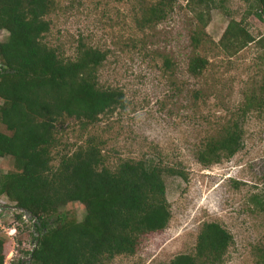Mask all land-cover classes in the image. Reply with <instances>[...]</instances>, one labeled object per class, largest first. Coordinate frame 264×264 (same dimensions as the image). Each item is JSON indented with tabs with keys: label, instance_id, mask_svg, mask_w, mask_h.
<instances>
[{
	"label": "trees",
	"instance_id": "obj_1",
	"mask_svg": "<svg viewBox=\"0 0 264 264\" xmlns=\"http://www.w3.org/2000/svg\"><path fill=\"white\" fill-rule=\"evenodd\" d=\"M180 1L195 13L190 36L194 56L188 67L193 77L209 69L208 54L222 49L237 55L256 42L244 20L232 19L219 43L208 33L213 10L230 15L232 0H158L140 18L143 28L164 22ZM240 1L249 6L248 15L264 18V0ZM55 10L56 0H0V31L8 33L0 41V123L6 128L0 131V158L12 159L15 167L0 176V199L7 198L16 218L34 229V248L17 264H112L134 257L145 238L169 228L173 215L164 176L189 177L179 165L146 159L120 160L111 168L104 142L96 137L81 145L63 144L60 127L67 121L83 130L96 126L103 117L126 109V94L101 86L107 52L81 41L71 59L51 45ZM259 45L264 48V38ZM171 63L166 59V66ZM257 67L262 75L248 82L240 112L197 149L203 167L222 164L244 149L247 118L264 111V68ZM75 203L87 211L80 222L62 211ZM260 205L264 209V201ZM234 244L225 227L207 223L195 250L167 264H226ZM11 254V244L0 236V264H9ZM253 255L255 264H264V248H256Z\"/></svg>",
	"mask_w": 264,
	"mask_h": 264
},
{
	"label": "rangeland",
	"instance_id": "obj_2",
	"mask_svg": "<svg viewBox=\"0 0 264 264\" xmlns=\"http://www.w3.org/2000/svg\"><path fill=\"white\" fill-rule=\"evenodd\" d=\"M157 1L56 0L50 17L51 45L59 46L64 57L71 59L76 58L81 41L107 52L100 69L101 86L126 94V109L103 117L96 126L83 130L80 124L67 121L60 127L61 141L81 145L91 137L101 139L111 168L120 160L146 159L179 165L188 174V181L164 176L173 215L169 228L145 238L134 257H121L112 264H167L180 254L192 253L203 225L212 222L234 236L226 264H255L254 250L264 248L260 205L264 201V111L247 118L245 147L233 159L205 168L195 153L202 141L217 135L240 112L248 82L262 75L257 66L264 68V48L259 45L264 18L248 15L249 6L240 0L228 4L230 15L213 10L207 31L216 43L232 19L244 20L256 42L237 55L222 49L208 54L209 69L196 78L188 71L194 56L190 36L195 13L180 1L164 22L143 28L140 18ZM7 38L8 33L0 31V41ZM166 59L172 61L170 66ZM0 131L6 132L1 123ZM60 154V149L54 153L55 166ZM14 168L12 159L0 158V176ZM0 204L12 207L0 212L4 224L15 222L18 228L20 253L12 263L17 264L34 248V229L16 218L17 210L7 198H1ZM62 211L79 222L87 214L80 203ZM3 237L13 251L14 244Z\"/></svg>",
	"mask_w": 264,
	"mask_h": 264
},
{
	"label": "built area",
	"instance_id": "obj_3",
	"mask_svg": "<svg viewBox=\"0 0 264 264\" xmlns=\"http://www.w3.org/2000/svg\"><path fill=\"white\" fill-rule=\"evenodd\" d=\"M0 234L5 236L12 243L13 251H12V260H10L9 264L13 263V258L19 256V243H17L16 237L18 236V228L15 222H13L10 226H6L3 222V217L0 214ZM12 261V262H11Z\"/></svg>",
	"mask_w": 264,
	"mask_h": 264
},
{
	"label": "water",
	"instance_id": "obj_4",
	"mask_svg": "<svg viewBox=\"0 0 264 264\" xmlns=\"http://www.w3.org/2000/svg\"><path fill=\"white\" fill-rule=\"evenodd\" d=\"M10 208H12V207H6V206H2L1 204H0V210H2V211H6L7 209H10ZM28 216H29V214L28 213H26V217L28 218ZM29 261H32V257L29 259Z\"/></svg>",
	"mask_w": 264,
	"mask_h": 264
}]
</instances>
